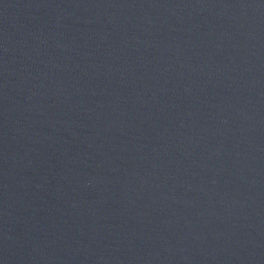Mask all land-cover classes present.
<instances>
[{
  "label": "water",
  "instance_id": "obj_1",
  "mask_svg": "<svg viewBox=\"0 0 264 264\" xmlns=\"http://www.w3.org/2000/svg\"><path fill=\"white\" fill-rule=\"evenodd\" d=\"M0 264H264V0H0Z\"/></svg>",
  "mask_w": 264,
  "mask_h": 264
}]
</instances>
